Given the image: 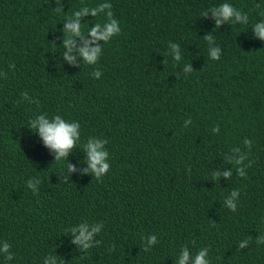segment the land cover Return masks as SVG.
Returning <instances> with one entry per match:
<instances>
[{
  "label": "trees",
  "instance_id": "obj_1",
  "mask_svg": "<svg viewBox=\"0 0 264 264\" xmlns=\"http://www.w3.org/2000/svg\"><path fill=\"white\" fill-rule=\"evenodd\" d=\"M100 2L0 0V240L14 254L5 264H177L184 245L208 247L211 264H264V41L253 27L264 0H227L249 22L219 26L210 9L225 0H110L120 34L97 64L74 51L69 65L64 21ZM40 113L78 121L82 142L106 139L110 172L97 180L75 148L65 174L27 123ZM85 219L101 226L89 249L67 230Z\"/></svg>",
  "mask_w": 264,
  "mask_h": 264
},
{
  "label": "clouds",
  "instance_id": "obj_2",
  "mask_svg": "<svg viewBox=\"0 0 264 264\" xmlns=\"http://www.w3.org/2000/svg\"><path fill=\"white\" fill-rule=\"evenodd\" d=\"M112 4L110 0H102L94 7L81 6L77 10H74L70 16L64 21V40L63 46L66 51L63 52L64 59L68 61L69 65L75 66L77 55L84 61V65H95L98 63L101 55L103 45L111 41L113 37L118 36L121 32L120 23L114 18L111 11ZM60 12L59 9L56 10ZM213 18H215L216 25L219 26L225 22L236 21L241 25H247L249 22L248 15L233 4L227 2L220 3L210 9ZM91 15L93 18L101 16L103 22L93 23L89 26L88 23H81V18ZM202 15L207 16L205 11ZM264 16V12L260 13ZM87 27V33L85 34L83 28ZM255 38L264 41V19L257 21L254 25ZM79 39L81 47H76V42ZM208 42V55L213 61L219 60L221 56L220 48L215 46V41L212 36L205 38ZM103 42L100 44L99 42ZM172 58L174 61H181L180 47L179 45H171ZM77 55H73V52ZM185 71H190V66L185 68ZM92 77L99 79L102 73L99 70H95L91 73ZM22 97L29 104L33 103L31 97L25 92ZM191 119L184 121V126L187 127L191 124ZM30 128L38 134L43 145L55 153V161H66V173L75 171L73 165L67 163V157L75 148H81L86 152V162L89 166V170L94 174L97 180L103 178L110 172V153L106 147L108 141L99 137H88L86 141L82 142L81 138V124L75 120H66L61 115H53L49 117L46 113H40L34 115L27 121ZM213 132H218L219 127H214ZM247 145L250 142L245 140ZM232 151L239 153V149L234 148ZM244 160L243 156H239L235 163L240 165ZM237 172L240 176H244L245 172L242 167H237ZM230 172H225L224 176H230ZM218 177V174H217ZM216 178V177H214ZM39 178H36V184H39ZM27 187L36 192V187L31 180L27 182ZM240 195L239 190H234L231 194V198L226 200L227 207L232 211L236 210L237 205L233 202L236 197ZM74 237L73 244L78 245L81 249H89L92 246L94 236L101 233V226L98 222H89L88 220H81L79 223L71 226L67 229ZM149 245L157 243L155 235L149 234L147 236ZM247 241H242L240 247L246 246ZM11 245L5 241L0 240V264L5 262H11L14 259V254L10 251ZM211 264L209 259V248H199L194 254L187 245H184L180 251V255L177 260V264ZM45 264H57L56 258L49 256L45 259Z\"/></svg>",
  "mask_w": 264,
  "mask_h": 264
}]
</instances>
